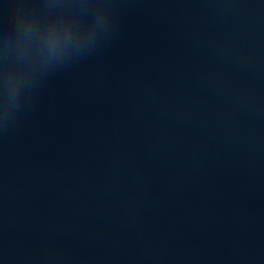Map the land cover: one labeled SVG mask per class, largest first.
Wrapping results in <instances>:
<instances>
[{
	"label": "water",
	"instance_id": "95a60500",
	"mask_svg": "<svg viewBox=\"0 0 264 264\" xmlns=\"http://www.w3.org/2000/svg\"><path fill=\"white\" fill-rule=\"evenodd\" d=\"M0 264H264V0H0Z\"/></svg>",
	"mask_w": 264,
	"mask_h": 264
}]
</instances>
